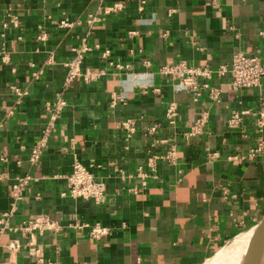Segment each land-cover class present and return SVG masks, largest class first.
<instances>
[{"label":"crops","instance_id":"crops-1","mask_svg":"<svg viewBox=\"0 0 264 264\" xmlns=\"http://www.w3.org/2000/svg\"><path fill=\"white\" fill-rule=\"evenodd\" d=\"M115 4L122 7L110 9ZM9 12L20 17L18 27L3 26ZM90 13L98 16L92 24ZM66 17L73 24L62 27ZM262 28L264 0H0V217L13 206L18 175L37 172L45 178L30 181L11 222L47 212L59 218L77 214L111 228L98 238L66 230L57 236L58 245L45 249L55 264H206L264 214V151L247 156L261 133L250 114L243 120L245 136L228 123L232 109L257 111L260 94L258 89L235 90L222 79L214 81L222 87L219 103L208 95L194 102L159 67L182 59L230 65L238 51L264 57ZM85 40L92 49L82 70L102 74L89 82L77 77L64 90L67 63ZM107 48L111 54L104 58ZM117 63L128 67L120 69ZM15 86L29 93L20 97ZM62 91L64 111L39 169L33 170L28 159L47 124L46 103ZM115 92L119 97L112 106ZM171 100L182 106V131L207 108L208 133L179 146V167L161 163L159 181L129 193V184L138 179L122 181L115 167L134 173L145 166L148 144L140 129L127 150L117 123L144 116L146 127L152 119L163 120ZM208 147L221 156L208 160ZM75 156L107 182L106 202L62 195ZM9 239V233L0 237L2 243ZM6 257L0 247V264ZM19 258L18 264H37L27 251Z\"/></svg>","mask_w":264,"mask_h":264},{"label":"built area","instance_id":"built-area-1","mask_svg":"<svg viewBox=\"0 0 264 264\" xmlns=\"http://www.w3.org/2000/svg\"><path fill=\"white\" fill-rule=\"evenodd\" d=\"M214 0H209V2ZM121 4H115L110 9H120ZM107 9L106 11H109ZM142 9V7H140ZM88 22L94 23L98 16L90 13L88 15ZM7 19L4 20L3 26L10 25L18 27L20 25V17L17 14L9 12ZM62 27H69L73 21L66 17L60 22ZM260 33L264 39V28L260 29ZM45 34H43V37ZM96 47H99L98 45ZM92 49V46L85 40L81 45L75 47V56L67 63V74L64 81V90L71 86L72 81L77 77H84L85 81L89 82L102 74L101 71H94L91 69L82 70V63L87 52ZM103 52L102 57L107 58L111 54L107 48ZM7 60L8 55L3 54ZM111 63H113L111 61ZM116 67L124 69L128 67L126 64L117 63ZM159 72L163 76H167L174 84L184 87L189 97L198 102L204 95L215 103L221 100L222 87L216 86L214 81L229 79L230 86L235 90H259V107L257 111L249 109L235 108L229 114L228 123L231 130H241L242 135L245 136V129L243 120L246 115H252L255 118L257 129L261 133V138L258 144L251 147L247 156L255 158L258 154L264 151V57L261 54H254L245 51H238L230 65L220 63L213 67L208 63L201 62L200 64H191L186 59L178 61L165 62L159 67ZM37 75V73H35ZM14 91L20 97L29 93L27 89H22L18 86L13 87ZM156 93H161L160 87H153ZM148 90L145 89L144 92ZM117 92L112 95L111 105L113 106L118 99ZM66 100L64 92H60L53 101L46 103V109L49 112L47 124L41 136L31 146L29 154V165L33 170L39 169V163L47 149L52 132L55 129L56 122L61 117ZM183 116L182 106L179 102L171 100L167 103L165 115L163 120L152 119L143 127L141 124L144 121V116L128 117L122 119L117 123V126L124 133V145L128 150L130 148L134 135L141 129L143 136L148 144V153L146 158V165L139 166L137 170L128 172L124 167L116 166L115 170L122 181L128 182L137 178L138 183H130L128 192L139 193L148 188L150 180L159 181L161 174L159 172V165L169 164L179 167V146L187 143L190 139L202 134L208 133L207 122L210 118V111L203 108L198 111L191 120L190 128L182 131L181 117ZM142 121V122H141ZM208 160H215L221 156L219 151H214L208 147L206 152ZM240 155H233V158H238ZM72 170L67 174L66 180L68 187L62 192L63 196L71 198L85 197L94 200L96 203L106 202L110 195V188L107 182L103 179H98L92 166L86 164L82 159L75 156L73 160ZM182 173V169H178ZM45 178L44 175H37L31 172L25 175H18L13 183L12 195L13 206L10 210L5 211L0 217V237L3 233L10 234V241L2 243L0 240V247L7 252L6 260L3 264H18L19 255L23 251L34 258L37 264H55V261L45 257V249L50 244L57 243V236L63 234L66 230H81L90 237H101L110 232L111 228L101 224L100 222H89L82 220L79 215L74 214L70 217L59 218L47 212L37 213V215L22 218L17 223L10 221V217L14 211L19 207V201L23 198L24 192L30 185L32 179ZM179 180V179H178ZM46 238L52 242L46 241ZM55 242V243H54Z\"/></svg>","mask_w":264,"mask_h":264},{"label":"bare ground","instance_id":"bare-ground-1","mask_svg":"<svg viewBox=\"0 0 264 264\" xmlns=\"http://www.w3.org/2000/svg\"><path fill=\"white\" fill-rule=\"evenodd\" d=\"M252 232L253 228L237 235L223 250L217 252L218 257L223 254L222 252L226 251L224 257L228 259L230 264H253L250 253ZM262 247L264 249V236L262 238Z\"/></svg>","mask_w":264,"mask_h":264},{"label":"water","instance_id":"water-1","mask_svg":"<svg viewBox=\"0 0 264 264\" xmlns=\"http://www.w3.org/2000/svg\"><path fill=\"white\" fill-rule=\"evenodd\" d=\"M264 236V214L260 221L253 227L250 242V253L253 264H264V249L262 238Z\"/></svg>","mask_w":264,"mask_h":264},{"label":"rangeland","instance_id":"rangeland-1","mask_svg":"<svg viewBox=\"0 0 264 264\" xmlns=\"http://www.w3.org/2000/svg\"><path fill=\"white\" fill-rule=\"evenodd\" d=\"M231 241H232V240H231ZM231 241H229L228 243H226V244L224 245V247L227 246ZM224 247H222L221 250H223ZM219 251H220V250H219ZM222 253H223V254H221L220 257H218V254L216 253V255H215L213 258H211L210 260H208V261L206 262V264H230V262L228 261V259L224 257V256L226 255V251H224V252H222ZM222 258H223V259H222ZM228 262H229V263H228Z\"/></svg>","mask_w":264,"mask_h":264}]
</instances>
